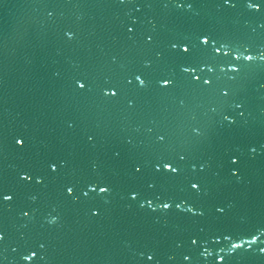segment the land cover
<instances>
[{
	"label": "water",
	"instance_id": "obj_1",
	"mask_svg": "<svg viewBox=\"0 0 264 264\" xmlns=\"http://www.w3.org/2000/svg\"><path fill=\"white\" fill-rule=\"evenodd\" d=\"M0 264H264V0H0Z\"/></svg>",
	"mask_w": 264,
	"mask_h": 264
}]
</instances>
